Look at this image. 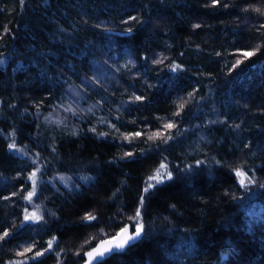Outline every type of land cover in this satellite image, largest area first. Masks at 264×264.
I'll use <instances>...</instances> for the list:
<instances>
[{"label":"trees","instance_id":"16d2710c","mask_svg":"<svg viewBox=\"0 0 264 264\" xmlns=\"http://www.w3.org/2000/svg\"><path fill=\"white\" fill-rule=\"evenodd\" d=\"M0 114V264H264V0H0Z\"/></svg>","mask_w":264,"mask_h":264},{"label":"water","instance_id":"95a60500","mask_svg":"<svg viewBox=\"0 0 264 264\" xmlns=\"http://www.w3.org/2000/svg\"><path fill=\"white\" fill-rule=\"evenodd\" d=\"M138 225L135 226H131V224L129 222L125 223L124 226L122 228H120L116 233H114L113 236L111 237H106V238H102V240L97 241L95 244H93L91 246V248L85 250L83 252V261H81V264H94L96 262H99L101 260H103V258L107 255H109L110 253H114L116 251H120L122 250L125 246L132 244L136 241V239L138 237H135V231ZM125 227L128 228V232L125 234L126 236L131 235L134 237V239L129 240L127 244H125V246L123 248H116L115 244L118 243L119 241H115L113 240L114 237L117 236L118 233L121 232L122 229H124ZM108 240H113L112 244H102L103 241H108ZM98 246H100L101 251H103V256L98 255L96 252H94L93 250L96 249ZM104 249H111L110 251H104ZM89 252H93V255L91 257L88 256Z\"/></svg>","mask_w":264,"mask_h":264},{"label":"rangeland","instance_id":"374dc122","mask_svg":"<svg viewBox=\"0 0 264 264\" xmlns=\"http://www.w3.org/2000/svg\"><path fill=\"white\" fill-rule=\"evenodd\" d=\"M68 102H69V105H70L72 108H74V105H73V102H74V101H73V100H69ZM91 109H94V107H91ZM56 118H57V116L55 117V119H56ZM57 119H58V118H57ZM57 119H56L55 121H56V122H59ZM105 122H107V121L105 120ZM162 166H164V167H162ZM234 171H235L236 174H237L238 171L244 174V175H237V178H238V181H239V182L241 181V179L244 180L243 185H245V183H248V182H249V178H248L246 172H243L241 169H235ZM158 172H159L160 176H159V178H156ZM34 174H35V170H33V171L31 172V174H29V176H30V180H31V182H33V188H34V186H35V184H36V182H35V180H34ZM168 175H169V170H168L167 166H166L164 163H161V164L159 165V167H158L157 169H155V171H154L153 173H151V174H149V175L147 176V180H146V186H145V188H148V187H150V186L156 184V182H160V181H162L163 179L169 177ZM240 183H241V182H240ZM241 184H242V183H241ZM25 215H26V217H27L28 219H30V218H33L34 216H36V212L33 211V210H27L26 213H25ZM135 219H138V218H135ZM135 225H140V222L136 221L135 224H133V226H135Z\"/></svg>","mask_w":264,"mask_h":264},{"label":"snow or ice","instance_id":"6c2138e0","mask_svg":"<svg viewBox=\"0 0 264 264\" xmlns=\"http://www.w3.org/2000/svg\"><path fill=\"white\" fill-rule=\"evenodd\" d=\"M214 2H215V0H214ZM244 55H245V56H250V55H252V53H245ZM138 99H139V98H138ZM167 127H172V125L169 124V125H167ZM162 167H164V166H162ZM237 175H244V174L238 171V172H237ZM159 176H160V174H159V172H158L156 178H159ZM169 178H170V177H169ZM240 182L243 184V183H244V180L241 179ZM31 196H32V193H29L28 198L30 199ZM139 215H140V213H139V211H137V213H136L137 218L139 217ZM88 219H94V217L89 216ZM142 227H143L142 225H138V226H137L136 231H135V237H138V236L140 235V232H141V230H142ZM127 232H128V228L125 227L124 229L121 230L120 233L117 234L116 237L113 238V240H115V241H119L118 243L115 244V247H116V248H123V247L125 246V244L128 243L129 240L134 239V237L131 236V235L126 236L125 234H126ZM113 240L103 241L102 244H112V243H113ZM110 250H111V249H104V251H110ZM93 251L96 252L98 255L103 256V251H101L100 246H98V247H97L96 249H94ZM92 255H93V252H89V253H88V256H89V257H91Z\"/></svg>","mask_w":264,"mask_h":264},{"label":"bare ground","instance_id":"6f19581e","mask_svg":"<svg viewBox=\"0 0 264 264\" xmlns=\"http://www.w3.org/2000/svg\"><path fill=\"white\" fill-rule=\"evenodd\" d=\"M67 102H68V100H67ZM1 115V114H0ZM164 163V162H163Z\"/></svg>","mask_w":264,"mask_h":264}]
</instances>
